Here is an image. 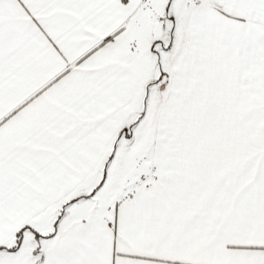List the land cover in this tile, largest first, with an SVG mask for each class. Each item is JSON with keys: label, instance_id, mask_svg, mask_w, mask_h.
Listing matches in <instances>:
<instances>
[{"label": "snow or ice", "instance_id": "obj_1", "mask_svg": "<svg viewBox=\"0 0 264 264\" xmlns=\"http://www.w3.org/2000/svg\"><path fill=\"white\" fill-rule=\"evenodd\" d=\"M0 264H264V0H0Z\"/></svg>", "mask_w": 264, "mask_h": 264}]
</instances>
